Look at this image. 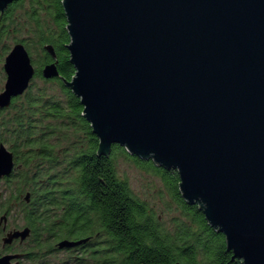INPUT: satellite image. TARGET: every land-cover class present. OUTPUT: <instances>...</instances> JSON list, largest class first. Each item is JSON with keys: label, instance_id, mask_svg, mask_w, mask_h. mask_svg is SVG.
I'll list each match as a JSON object with an SVG mask.
<instances>
[{"label": "water", "instance_id": "1", "mask_svg": "<svg viewBox=\"0 0 264 264\" xmlns=\"http://www.w3.org/2000/svg\"><path fill=\"white\" fill-rule=\"evenodd\" d=\"M18 1L0 0V13ZM62 5L75 68L65 85L81 100L98 153L109 155L117 144L175 170L182 197L224 234L234 258L264 264V0ZM45 50L55 58L52 46ZM3 68L1 110L28 90L36 73L23 43L13 46ZM42 75L58 78L57 62ZM14 168L13 153L0 144V180ZM30 233L10 231L4 243L23 242ZM21 258L5 254L0 264Z\"/></svg>", "mask_w": 264, "mask_h": 264}, {"label": "trees", "instance_id": "2", "mask_svg": "<svg viewBox=\"0 0 264 264\" xmlns=\"http://www.w3.org/2000/svg\"><path fill=\"white\" fill-rule=\"evenodd\" d=\"M67 24L62 0H19L0 13V62L10 42L23 43L31 58L38 56L32 59L36 73L28 90L0 109V144H9L15 163L3 179L6 216L21 208L31 232L23 258L40 264L61 251L59 242L88 239L63 249L68 258L62 264H242L199 206L182 197L175 170L117 144L109 155L98 153L99 138L83 116L81 100L65 85L75 75ZM48 45L55 58L45 50ZM53 62L60 76L45 79L42 69ZM120 158L160 178L178 212L169 226L119 174ZM13 250L6 245L0 252Z\"/></svg>", "mask_w": 264, "mask_h": 264}, {"label": "rangeland", "instance_id": "3", "mask_svg": "<svg viewBox=\"0 0 264 264\" xmlns=\"http://www.w3.org/2000/svg\"><path fill=\"white\" fill-rule=\"evenodd\" d=\"M21 36V35H20ZM15 44L10 42V51ZM38 56H32V59L35 61ZM6 56L0 62V93L4 90L6 75L4 72V62ZM37 84H41L40 80L35 81ZM42 85V84H41ZM5 147L10 150L9 144L2 143ZM119 174L126 178L132 188L133 192L142 200L146 201L154 210L157 216L160 218L161 222L164 225L169 226L171 220L174 216L178 215L175 205L173 204V200L168 195L167 190L165 189L163 183L160 178L154 175L153 173L146 171L138 165H136L133 161L126 158H120L118 164ZM8 192H6V187L3 180H0V196H2V200L0 202H5L8 197ZM171 207V210L169 209ZM2 213H0V217ZM6 224L8 225L7 233L14 230H22L25 228L23 216L21 213V208L14 207L12 217L8 218ZM3 237V236H2ZM14 246V250L12 252H4L5 254H25L29 251V241L25 240L23 242L20 239H16L12 242ZM2 248V239L0 237V250ZM3 255V254H2ZM68 258V254L66 251H59L56 254L49 256L46 261L40 262V264H62ZM19 261L20 264H34L33 262L27 260L26 258H21L18 260H12L11 263H15Z\"/></svg>", "mask_w": 264, "mask_h": 264}, {"label": "flooded vegetation", "instance_id": "4", "mask_svg": "<svg viewBox=\"0 0 264 264\" xmlns=\"http://www.w3.org/2000/svg\"><path fill=\"white\" fill-rule=\"evenodd\" d=\"M3 179H1V180H3ZM4 204H5V202H0V213H2V216L0 217V229H1L0 237L2 239V248H1L2 251H5V248H6V245L4 243V238L6 237V234H7V232H6L7 231V224L4 220H2V217L6 216ZM2 254L4 255V252H0V256H2Z\"/></svg>", "mask_w": 264, "mask_h": 264}]
</instances>
